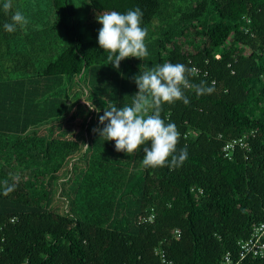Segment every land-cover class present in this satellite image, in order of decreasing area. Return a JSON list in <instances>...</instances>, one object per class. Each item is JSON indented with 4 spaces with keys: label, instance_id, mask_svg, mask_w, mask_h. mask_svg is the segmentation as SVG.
<instances>
[{
    "label": "trees",
    "instance_id": "16d2710c",
    "mask_svg": "<svg viewBox=\"0 0 264 264\" xmlns=\"http://www.w3.org/2000/svg\"><path fill=\"white\" fill-rule=\"evenodd\" d=\"M4 2L0 25L16 10L28 24L0 27V264L236 257L237 243L264 223V0ZM137 6L148 55L114 68L96 17ZM165 61L213 88H185L187 105H161L180 133L177 152L187 149L178 167L146 166L140 149L117 151L94 131L105 108L131 104L139 71ZM242 135L249 151L224 159L223 144Z\"/></svg>",
    "mask_w": 264,
    "mask_h": 264
},
{
    "label": "clouds",
    "instance_id": "9594fccd",
    "mask_svg": "<svg viewBox=\"0 0 264 264\" xmlns=\"http://www.w3.org/2000/svg\"><path fill=\"white\" fill-rule=\"evenodd\" d=\"M10 6L9 0H5L3 8L8 9ZM142 15L138 6L126 12L111 10L97 15L96 20L100 25L97 44L107 50V60L114 68L126 57L148 55L144 42L147 29L141 26ZM27 24L28 18L24 12L16 10L10 21L0 27L12 33L18 26L24 28ZM189 71L183 63L169 61L139 71L134 77L137 91L131 104L105 108L98 117V123L103 127L94 131L98 132L99 137L106 138V141H113L117 151L133 153L140 149L143 153L142 163L146 166H180L187 158V149L182 147L177 152L180 133L175 122H165L161 117V105L177 100L187 105L190 101L184 93L185 88L194 89L197 95L213 91L203 81L200 84L191 83L186 75ZM147 105L152 107L150 114H145Z\"/></svg>",
    "mask_w": 264,
    "mask_h": 264
},
{
    "label": "built area",
    "instance_id": "2783aa9c",
    "mask_svg": "<svg viewBox=\"0 0 264 264\" xmlns=\"http://www.w3.org/2000/svg\"><path fill=\"white\" fill-rule=\"evenodd\" d=\"M196 71L194 70V73ZM236 148L249 151L248 135H242L238 138L227 141L223 144L221 152L226 160H231L232 153ZM152 218L149 217L148 220ZM176 238L179 237V231H175ZM161 253V252H160ZM237 256L233 257L229 252L225 253L219 264H241L247 258L264 257V223L253 224L249 236L237 243Z\"/></svg>",
    "mask_w": 264,
    "mask_h": 264
}]
</instances>
